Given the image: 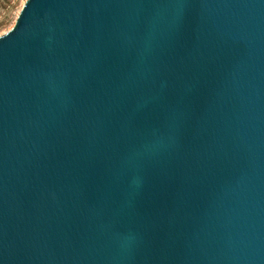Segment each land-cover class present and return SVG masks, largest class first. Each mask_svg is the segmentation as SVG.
<instances>
[{
    "label": "water",
    "instance_id": "water-1",
    "mask_svg": "<svg viewBox=\"0 0 264 264\" xmlns=\"http://www.w3.org/2000/svg\"><path fill=\"white\" fill-rule=\"evenodd\" d=\"M0 264H264V0H27Z\"/></svg>",
    "mask_w": 264,
    "mask_h": 264
},
{
    "label": "rangeland",
    "instance_id": "rangeland-1",
    "mask_svg": "<svg viewBox=\"0 0 264 264\" xmlns=\"http://www.w3.org/2000/svg\"><path fill=\"white\" fill-rule=\"evenodd\" d=\"M27 0H0V37L10 31Z\"/></svg>",
    "mask_w": 264,
    "mask_h": 264
}]
</instances>
